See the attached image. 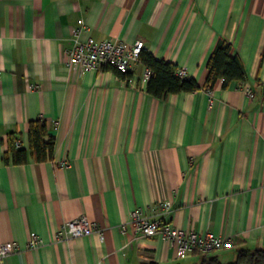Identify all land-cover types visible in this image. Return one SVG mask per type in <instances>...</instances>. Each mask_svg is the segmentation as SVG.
<instances>
[{
	"label": "crops",
	"instance_id": "0c3cea01",
	"mask_svg": "<svg viewBox=\"0 0 264 264\" xmlns=\"http://www.w3.org/2000/svg\"><path fill=\"white\" fill-rule=\"evenodd\" d=\"M89 37L142 40L202 88L158 99L141 61L128 78L71 68L67 49ZM220 37L247 79L208 90ZM261 82L264 0H0V243H17L0 264H200L213 256L227 264L240 249H264ZM38 118L54 138L52 158L6 163L10 134L29 150V122ZM164 201L171 212L157 208ZM136 209L234 246L180 258L161 236L143 237L133 224L122 230ZM81 216L95 230L60 239L63 224ZM32 232L43 241L33 249Z\"/></svg>",
	"mask_w": 264,
	"mask_h": 264
},
{
	"label": "built area",
	"instance_id": "2783aa9c",
	"mask_svg": "<svg viewBox=\"0 0 264 264\" xmlns=\"http://www.w3.org/2000/svg\"><path fill=\"white\" fill-rule=\"evenodd\" d=\"M79 23L83 25V20ZM80 29L74 30L78 35ZM145 49V44L139 40L133 44H128L123 40H102L98 41L92 37L84 41L76 39L74 45L67 49L68 64L71 68L80 72L87 70H104L106 67H113L122 73H129L133 66L140 61V55ZM150 77L151 71H146ZM178 75L182 78L188 77L185 68L178 69ZM248 96L254 97V92L246 87ZM164 213L172 210V204L164 201L158 204ZM128 224H133L137 233L143 237L161 236L171 242L177 248V256L184 257L189 253L212 254L222 249H230L234 246V240L230 237L215 235L211 232L197 233L186 231L163 218H151L144 214L143 210L136 209L130 212L129 221L122 224V230H126ZM96 226L87 217L81 216L65 222L58 233L60 239L70 240L90 234ZM101 240L104 239L102 232ZM42 239L34 232L30 235L29 248H36L42 244ZM17 250L16 242L0 243V261Z\"/></svg>",
	"mask_w": 264,
	"mask_h": 264
},
{
	"label": "trees",
	"instance_id": "16d2710c",
	"mask_svg": "<svg viewBox=\"0 0 264 264\" xmlns=\"http://www.w3.org/2000/svg\"><path fill=\"white\" fill-rule=\"evenodd\" d=\"M140 61L151 71L147 84V92L155 98L162 99L168 95L183 92H195L202 88L201 84L192 77L182 78L178 75L179 67L169 61L158 60L147 49L140 55ZM113 70L123 78L130 77L129 73H122L116 68ZM208 74L204 87L211 90L218 80H222V87L227 89L234 81L244 82L247 79L246 66L239 54H233V44L224 37L217 41L207 63ZM264 93V82H261ZM29 150L17 145L15 134L8 139V152L4 156L6 163L24 164L30 159L36 162H45L52 158L54 153V138L49 134L45 119L38 118L29 122L28 127ZM200 264H224L218 257H209ZM227 264H264V249H240L235 260Z\"/></svg>",
	"mask_w": 264,
	"mask_h": 264
}]
</instances>
